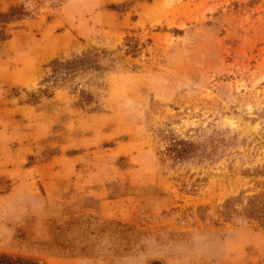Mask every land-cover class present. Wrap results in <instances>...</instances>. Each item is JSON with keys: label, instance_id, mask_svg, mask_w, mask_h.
Masks as SVG:
<instances>
[{"label": "rangeland", "instance_id": "374dc122", "mask_svg": "<svg viewBox=\"0 0 264 264\" xmlns=\"http://www.w3.org/2000/svg\"><path fill=\"white\" fill-rule=\"evenodd\" d=\"M14 8L30 16L0 17V258L264 264L246 211L264 203V0Z\"/></svg>", "mask_w": 264, "mask_h": 264}, {"label": "trees", "instance_id": "16d2710c", "mask_svg": "<svg viewBox=\"0 0 264 264\" xmlns=\"http://www.w3.org/2000/svg\"><path fill=\"white\" fill-rule=\"evenodd\" d=\"M112 10H122L124 6H111ZM30 14L24 8H14L11 9L10 12L6 14H1L0 17L4 20V22H12L15 20H21L26 17H29ZM36 100V98H33ZM226 208H230L229 205ZM229 210V209H228ZM246 211L249 213L248 218L259 220L264 223V203H260L255 198H250L249 203L246 207ZM21 263V260L17 261H8L3 257L0 258V264H18ZM25 264H37L34 262H26Z\"/></svg>", "mask_w": 264, "mask_h": 264}]
</instances>
